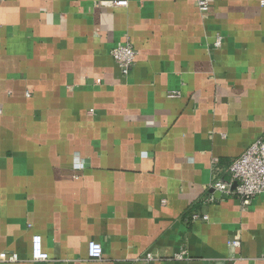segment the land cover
Listing matches in <instances>:
<instances>
[{
	"label": "crops",
	"instance_id": "obj_1",
	"mask_svg": "<svg viewBox=\"0 0 264 264\" xmlns=\"http://www.w3.org/2000/svg\"><path fill=\"white\" fill-rule=\"evenodd\" d=\"M108 1L0 0V264H264V194L206 201L264 137V0Z\"/></svg>",
	"mask_w": 264,
	"mask_h": 264
},
{
	"label": "built area",
	"instance_id": "obj_2",
	"mask_svg": "<svg viewBox=\"0 0 264 264\" xmlns=\"http://www.w3.org/2000/svg\"><path fill=\"white\" fill-rule=\"evenodd\" d=\"M128 0H109L104 2L110 6H126ZM212 0H195L196 6L201 13L209 10ZM264 4V1H262ZM221 44V38L218 36L215 45ZM110 54L116 64L119 66L122 75L126 76L133 65L135 59V50L128 38L121 44L111 49ZM96 82H99L97 79ZM82 163L77 162L76 167L82 168ZM226 176H225V175ZM211 195L206 201L213 200V192L225 193L235 196L242 206L250 204L252 199L258 195L264 194V137L255 138L245 150L225 167L222 168L219 162L212 161V177L209 183ZM206 214L192 212L191 220H207ZM232 246H239V241L235 238L228 240ZM184 252L175 255V258H182ZM87 255L90 259H100L102 257V246L99 242L90 240L87 243ZM147 253L146 258H151ZM31 258L33 260H47L48 254L43 250L42 238L40 235H33L31 238ZM19 257L16 252L1 251L0 261L14 262Z\"/></svg>",
	"mask_w": 264,
	"mask_h": 264
},
{
	"label": "water",
	"instance_id": "obj_3",
	"mask_svg": "<svg viewBox=\"0 0 264 264\" xmlns=\"http://www.w3.org/2000/svg\"><path fill=\"white\" fill-rule=\"evenodd\" d=\"M215 195H217V196H220V195H224V194H222V193H220V192H215Z\"/></svg>",
	"mask_w": 264,
	"mask_h": 264
}]
</instances>
